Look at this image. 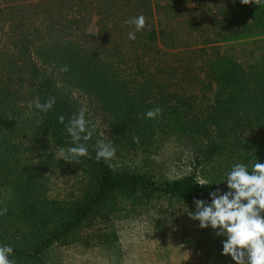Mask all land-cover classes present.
I'll list each match as a JSON object with an SVG mask.
<instances>
[{"label": "trees", "instance_id": "1", "mask_svg": "<svg viewBox=\"0 0 264 264\" xmlns=\"http://www.w3.org/2000/svg\"><path fill=\"white\" fill-rule=\"evenodd\" d=\"M245 3L0 0V244L16 264H48L53 247L157 202L195 208L193 197L227 190L234 164L264 163V4ZM139 15L146 26L130 40L126 21ZM52 97L47 113L29 111ZM82 107L95 128L81 141L88 155L47 157L73 146L66 125ZM155 107L161 115L146 118ZM170 136L194 147L191 174L159 180L115 162ZM100 139L116 149L107 161L96 159ZM59 171L78 185L58 197L50 179ZM98 236L102 246L115 240Z\"/></svg>", "mask_w": 264, "mask_h": 264}, {"label": "rangeland", "instance_id": "2", "mask_svg": "<svg viewBox=\"0 0 264 264\" xmlns=\"http://www.w3.org/2000/svg\"><path fill=\"white\" fill-rule=\"evenodd\" d=\"M96 31L94 20L88 33ZM251 46H232L233 51ZM0 48L5 41L0 37ZM30 158L37 159L35 151ZM47 157L61 161L59 150H51ZM194 147L185 139L161 137L158 147L150 153L130 154L118 160L122 164L151 174L154 178L174 180L193 172ZM199 176V175H197ZM53 196H65L76 188L78 179L60 171L51 175ZM195 208L175 202L161 201L134 213L120 214L110 224L97 225L76 235L74 243L52 248L47 254L48 264H234L230 256L221 255L224 237L214 230L199 228L188 212ZM115 237L108 245H99V236Z\"/></svg>", "mask_w": 264, "mask_h": 264}, {"label": "clouds", "instance_id": "3", "mask_svg": "<svg viewBox=\"0 0 264 264\" xmlns=\"http://www.w3.org/2000/svg\"><path fill=\"white\" fill-rule=\"evenodd\" d=\"M245 3V0H241ZM256 4H264V0H254ZM134 26L128 32L130 40L136 39V33L146 26L143 15L133 17L126 21ZM67 72L68 67L61 68ZM55 98L52 97L41 103L38 99L28 103V109L33 107L38 113H47L52 109ZM86 107L80 108L66 125V131L72 139V145L67 149L60 148L59 156L64 161L72 162L81 156L88 155L86 143L95 130L89 127L90 121L85 118ZM161 115V109L155 107L145 113L148 119H156ZM59 121L64 122V116H59ZM138 137L134 140L138 142ZM96 159L105 161L114 157L116 149L111 142L102 139L96 141ZM227 190L217 187L208 193L209 199L193 197L195 211L188 212L192 220L199 222V228L214 230L217 237H224L221 241V255L230 256L234 264H264V163L256 162L251 171L244 163H236L226 173ZM222 184V183H221ZM199 185H205L201 181ZM219 185V184H217ZM6 209H0V215ZM14 248L9 244H0V264H16Z\"/></svg>", "mask_w": 264, "mask_h": 264}]
</instances>
